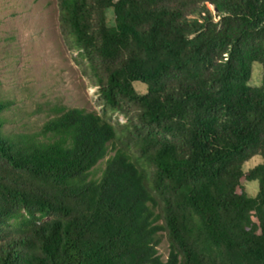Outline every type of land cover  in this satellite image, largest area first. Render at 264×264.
Wrapping results in <instances>:
<instances>
[{"label":"trees","instance_id":"1","mask_svg":"<svg viewBox=\"0 0 264 264\" xmlns=\"http://www.w3.org/2000/svg\"><path fill=\"white\" fill-rule=\"evenodd\" d=\"M56 1L104 108L135 119L0 121V264H264V0Z\"/></svg>","mask_w":264,"mask_h":264},{"label":"rangeland","instance_id":"2","mask_svg":"<svg viewBox=\"0 0 264 264\" xmlns=\"http://www.w3.org/2000/svg\"><path fill=\"white\" fill-rule=\"evenodd\" d=\"M57 15L56 0H0V102L10 103L0 113L4 136L38 132L61 107L105 112L112 124L135 119L133 108L115 113L104 108L87 61L66 46ZM261 77V66L254 63L249 84L259 86ZM134 88L138 94L146 92L143 84L135 83ZM107 158L95 167L96 177ZM261 162L260 156H254L242 170ZM241 185L247 196H256L257 181H242ZM158 252L165 260V238Z\"/></svg>","mask_w":264,"mask_h":264}]
</instances>
